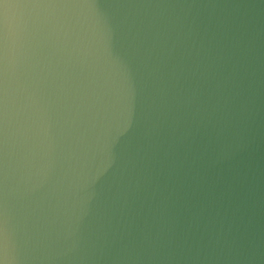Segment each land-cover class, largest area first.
Returning <instances> with one entry per match:
<instances>
[{"label": "water", "instance_id": "water-1", "mask_svg": "<svg viewBox=\"0 0 264 264\" xmlns=\"http://www.w3.org/2000/svg\"><path fill=\"white\" fill-rule=\"evenodd\" d=\"M0 264H264V0H0Z\"/></svg>", "mask_w": 264, "mask_h": 264}]
</instances>
